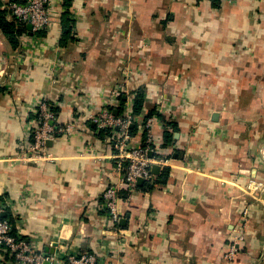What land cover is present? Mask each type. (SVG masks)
Here are the masks:
<instances>
[{"label":"crops","instance_id":"crops-1","mask_svg":"<svg viewBox=\"0 0 264 264\" xmlns=\"http://www.w3.org/2000/svg\"><path fill=\"white\" fill-rule=\"evenodd\" d=\"M47 8L49 26L27 28L17 50L0 32V202L18 235L45 264L83 253L96 264H264V0H70V29L64 0ZM137 89L162 119L149 117V144L146 114L136 117L130 144L149 146L159 169L120 191L114 224L102 199L119 176L113 142L91 117L123 114ZM43 99L74 129L47 142L51 158L25 161Z\"/></svg>","mask_w":264,"mask_h":264},{"label":"built area","instance_id":"built-area-1","mask_svg":"<svg viewBox=\"0 0 264 264\" xmlns=\"http://www.w3.org/2000/svg\"><path fill=\"white\" fill-rule=\"evenodd\" d=\"M233 3L235 0H226ZM48 0H24L23 3L12 2L6 8L11 16L22 24L31 25V32H39L46 29L50 24V17L47 8ZM118 92V91H116ZM119 92H122L119 90ZM116 97L119 93H115ZM127 100H131L128 98ZM115 103V102H114ZM36 125L31 129L32 143L25 151L23 160H41L51 158L47 152V142L62 136L70 135L73 132V124L57 125L56 118L51 109V104L45 99L37 103L34 111ZM95 124L96 131L109 129L110 138L113 142V159L115 169L119 174L115 183L106 187L102 194L104 207L109 213L110 221L116 224L119 221V193L120 191L131 192L139 179L149 181L151 175V165L154 163L148 157L151 150L149 146H132L130 144L129 127L134 123L135 118L129 111V101L124 105V112L121 116L115 115L112 110L104 108L97 115L91 117ZM153 124L152 118H147L143 125L147 130L146 142L151 144L148 137L149 128ZM28 153L30 156H26ZM264 198V194L262 195ZM9 207V204L0 202V259L3 254H9L14 261L19 264H45L51 262L41 252H36L27 242L21 238L17 232L13 233L11 222L2 214ZM238 235L232 238L228 251L224 255L227 260H231L237 252V246L242 240ZM52 260V259H50ZM96 257L89 253L70 255L64 264H96Z\"/></svg>","mask_w":264,"mask_h":264},{"label":"trees","instance_id":"trees-1","mask_svg":"<svg viewBox=\"0 0 264 264\" xmlns=\"http://www.w3.org/2000/svg\"><path fill=\"white\" fill-rule=\"evenodd\" d=\"M12 2L23 3L24 0H11L7 4L3 5L4 7H2L0 5V32H1V35L7 41L8 45L11 47V49L12 50H17L18 47H19L20 38L23 35H26V33H27V27H26V25H24V24L18 22L17 20H15L14 17L11 16L9 10L6 8ZM64 7H65V12L62 14L61 22L64 23L63 29H67V28L70 29V27H69L70 26V21L68 20V16H69L68 7H70V0H64ZM65 21L68 22V26H67V23ZM34 35H37V36L41 35V32L40 31L39 32H35ZM132 95H133L132 104H130L129 111L132 114V116L134 118H136V117L142 115V113L145 112L144 111L143 90L142 89H137L135 92H133ZM122 96L123 95L121 94V96H119V98H118V103L120 105L124 104V100L122 99ZM49 104H51V103H49ZM51 109H52L53 113L57 114L58 110L52 104H51ZM109 110H112V112H113V109H109ZM118 110L120 111V108H118ZM145 114H146L145 115V120L147 118H149V117H152V116L156 115L153 110L145 112ZM117 115L121 116L122 115L121 111ZM156 116H158V115H156ZM158 117L160 119H162L161 116H158ZM164 124L165 125L168 124L173 132L177 131V125H175L174 123L167 121ZM136 130H137V124L134 121V123L129 127V130H128L129 135H134ZM98 135H99V137H101V139L103 141L104 140L106 141L107 138L113 136L109 129H105V130L99 131ZM163 136H164V142H165L166 145L171 143L172 138H173L171 131H165ZM165 175L166 174L164 173L162 176H165ZM162 176H160V178ZM151 184H152V182H146L144 185H142L140 187V189L150 190L152 188ZM8 211L9 210H7V209L5 210L6 213H8ZM8 217L9 216H5V218L8 219L11 222V224H12L13 223V219H9ZM12 227H13V233H15L16 232L15 225L13 226V224H12Z\"/></svg>","mask_w":264,"mask_h":264},{"label":"water","instance_id":"water-1","mask_svg":"<svg viewBox=\"0 0 264 264\" xmlns=\"http://www.w3.org/2000/svg\"><path fill=\"white\" fill-rule=\"evenodd\" d=\"M27 28L29 29V30H31V25H27ZM116 115V114H115ZM159 169V167L158 166H152L151 167V173L154 175V174H156L157 173V170ZM143 182V180L142 179H139L138 181H137V184H140V183H142ZM3 216H4V213L2 214Z\"/></svg>","mask_w":264,"mask_h":264}]
</instances>
